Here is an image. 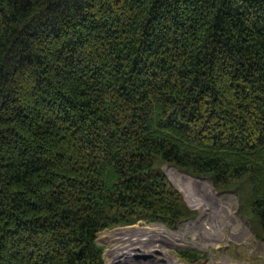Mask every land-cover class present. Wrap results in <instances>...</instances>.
<instances>
[{"label": "trees", "instance_id": "1", "mask_svg": "<svg viewBox=\"0 0 264 264\" xmlns=\"http://www.w3.org/2000/svg\"><path fill=\"white\" fill-rule=\"evenodd\" d=\"M162 165L245 186L264 236V0H0V264L194 218Z\"/></svg>", "mask_w": 264, "mask_h": 264}, {"label": "rangeland", "instance_id": "2", "mask_svg": "<svg viewBox=\"0 0 264 264\" xmlns=\"http://www.w3.org/2000/svg\"><path fill=\"white\" fill-rule=\"evenodd\" d=\"M161 169L172 186L180 193L185 205L194 212V218L179 222L174 230L165 228L160 223L141 222L133 226L146 227L148 230H158L160 228L168 231V233L160 232L152 234L153 239L150 238L149 244L145 246L150 248L152 244L158 245V248H152L151 252L153 255L156 254L153 252L154 250L159 252L155 255L159 258L158 264H264V236L258 237L255 221H253L251 213L246 205L247 188L245 186L240 187L242 189H234V187H231L228 190L220 191L213 187L209 177H195L189 173L186 174L185 171L168 165H162ZM182 174L192 179L204 180L207 185H211L210 187L213 192L218 194V196L216 195L217 203L221 207H227L225 215L223 211V218L218 219V221L222 220L221 222L225 223L221 226L223 239L221 238L220 241H217L215 236L213 237V233L216 232L217 229L211 222L206 224V227L209 228L210 231H213L212 235L205 231L203 227H200L198 221V217H200L199 209L193 206V203L189 200L180 184L177 183V178H180ZM206 181H208L209 184ZM200 201L202 200L200 199ZM203 207L206 206H201V208ZM118 229H123V227L102 231L97 236L98 244L103 247V257L106 264L109 259L107 250L111 248L109 235ZM181 232L185 234L182 237L183 240H180V245H173L175 242L171 241L167 236L170 237L171 234ZM143 233L141 234L143 235L142 237L146 236ZM134 237L135 236H133V238ZM133 247L142 249L141 245ZM147 248L144 249L149 252L150 249ZM181 248L195 250L198 254L197 259L189 262L183 259L181 260L178 255L179 249ZM162 253H164V255L161 256ZM160 259L162 260L161 263L159 262Z\"/></svg>", "mask_w": 264, "mask_h": 264}, {"label": "bare ground", "instance_id": "3", "mask_svg": "<svg viewBox=\"0 0 264 264\" xmlns=\"http://www.w3.org/2000/svg\"><path fill=\"white\" fill-rule=\"evenodd\" d=\"M206 182L208 183V181ZM177 183L180 184L189 200L193 203V206L199 209L200 217H198V221L200 227H203L205 231L212 235L213 231H210V229L206 227V224L211 222L217 229V231L213 233V237L215 236L217 241H220L221 238L223 239L221 226L225 223H222V220L218 221V219L223 218V211L225 215L227 207H221L217 203L216 199L218 194L213 192L210 187L211 185H207L204 180L192 179L184 174H182L180 178H177ZM200 199L202 201H200ZM201 206L206 207L201 208ZM160 232L168 233L166 229L159 228L158 230H148L146 227H126L110 233L109 239L111 240V248L107 250V255L109 256L107 264H127L128 260L133 258L131 252H135V249L132 247L135 246V243H137L138 240L140 241L137 244L141 245L143 249L147 248L145 246L149 244V239H153L152 234ZM142 233L147 236L146 240H141L143 238H141V236H143L141 235ZM184 234V232L171 234L170 237L167 236V238H170L171 241L175 242L173 245L178 246L180 245V240H183L182 237ZM133 236L135 237L133 238ZM149 252H152V249H150Z\"/></svg>", "mask_w": 264, "mask_h": 264}, {"label": "built area", "instance_id": "4", "mask_svg": "<svg viewBox=\"0 0 264 264\" xmlns=\"http://www.w3.org/2000/svg\"><path fill=\"white\" fill-rule=\"evenodd\" d=\"M141 238H142V236H141ZM147 239V236H144L141 240H146ZM140 240H138V242H139ZM137 242V243H138ZM137 243H135V246H137V245H139V244H137ZM151 245V244H150ZM150 247H155V248H158V245H156V244H152ZM133 248H135V252H133L132 254H131V256L133 257V258H130L129 260H128V263L127 264H151L152 262V260H149V261H146V260H144V259H142V257H144V256H146V255H152V253L151 252H148V251H146L145 249H137L136 247H133ZM149 249V248H148ZM150 249H152V248H150ZM181 249H183V248H181ZM180 250V249H179ZM153 252H155L156 254H158L159 252L157 251V250H154ZM155 254V255H156ZM139 256L140 258H136L135 256ZM154 255V256H155ZM162 255H164V253H162L161 254V256ZM156 257V256H155ZM156 259L158 260L159 258L158 257H156ZM161 259L159 260V262L161 263ZM164 262V261H163Z\"/></svg>", "mask_w": 264, "mask_h": 264}, {"label": "flooded vegetation", "instance_id": "5", "mask_svg": "<svg viewBox=\"0 0 264 264\" xmlns=\"http://www.w3.org/2000/svg\"><path fill=\"white\" fill-rule=\"evenodd\" d=\"M142 259H144L146 261L152 260L151 261L152 262L151 264H158V260L156 259V257L153 254L152 255H146V256L142 257Z\"/></svg>", "mask_w": 264, "mask_h": 264}, {"label": "water", "instance_id": "6", "mask_svg": "<svg viewBox=\"0 0 264 264\" xmlns=\"http://www.w3.org/2000/svg\"><path fill=\"white\" fill-rule=\"evenodd\" d=\"M186 174H188L187 172H185ZM200 179H205V178H200ZM98 243V242H97ZM136 258H140L139 256H135ZM105 264H106V262H105Z\"/></svg>", "mask_w": 264, "mask_h": 264}]
</instances>
